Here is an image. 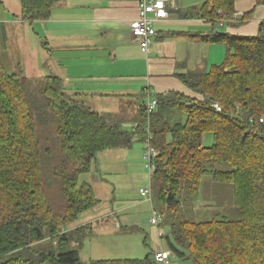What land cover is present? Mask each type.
Here are the masks:
<instances>
[{
  "label": "trees",
  "instance_id": "trees-1",
  "mask_svg": "<svg viewBox=\"0 0 264 264\" xmlns=\"http://www.w3.org/2000/svg\"><path fill=\"white\" fill-rule=\"evenodd\" d=\"M60 1L19 0V20L47 21ZM237 1L207 0L184 16L196 13L214 25L233 15ZM253 1L264 6V0ZM259 26L256 36L200 37L226 48L222 63L208 72L178 76L200 98L180 93L155 98L148 125L157 151L150 188L160 226L170 232L167 247L179 260L264 264V21ZM140 108L137 127L126 130L113 115L97 113L67 94L59 77L8 73L0 61V264H156L150 254L82 263L78 251L91 227L67 228L99 203L92 187L79 182L95 167L96 155L130 149L136 138L145 143L144 102ZM175 114L180 119L173 121ZM50 127L57 155L42 143ZM205 135L212 139L207 147ZM223 165L228 170L218 169ZM203 177L231 186L237 220L194 221L183 215L184 194L197 195ZM54 182L63 201L59 212L46 192Z\"/></svg>",
  "mask_w": 264,
  "mask_h": 264
},
{
  "label": "crops",
  "instance_id": "crops-1",
  "mask_svg": "<svg viewBox=\"0 0 264 264\" xmlns=\"http://www.w3.org/2000/svg\"><path fill=\"white\" fill-rule=\"evenodd\" d=\"M206 1L176 0V10L154 24L156 34L147 53L141 52L131 36L138 18V0H62L53 6L47 21L32 24L19 20L17 0V7L7 10L13 18L1 16L0 25L8 26L9 36V25L14 33L19 27L23 34L29 30L41 45L37 77L50 74L59 77L67 94L97 113L113 115L124 129L132 130L141 119L140 106L147 94L152 98L168 93L200 98L178 76L208 72L222 63L226 52L224 45L207 43L200 37L216 33L258 35L259 25L264 21V6L253 0H239L222 27L196 13L184 16ZM0 41L3 54L7 48L1 38ZM174 116L173 121L180 119L177 114ZM154 202L153 199L155 206ZM123 211L125 208L88 217L68 230L112 219L114 228L122 233L135 231L116 221L117 214Z\"/></svg>",
  "mask_w": 264,
  "mask_h": 264
},
{
  "label": "rangeland",
  "instance_id": "rangeland-1",
  "mask_svg": "<svg viewBox=\"0 0 264 264\" xmlns=\"http://www.w3.org/2000/svg\"><path fill=\"white\" fill-rule=\"evenodd\" d=\"M17 5V0H0V18L6 15L8 18H13L10 15L11 11L8 13L7 10H13V7H17ZM3 6L6 11H4ZM7 28L8 26L5 25L4 30L0 31V38L3 39L7 48L3 54L0 53V61L3 67L8 73L20 70L26 77L37 78L39 73L36 72L40 62L39 47L41 45L37 44V40L33 34H29V30L23 34L19 27L18 33H14L13 28L9 25L11 35L9 36ZM41 68H43L42 63ZM53 134L54 129L50 127V130H46L43 134L42 143L44 146H49L53 154L57 155L58 150ZM47 135H49V140L45 142L44 138ZM202 143L205 147L210 146L212 144L211 137L205 135ZM145 153L146 144L136 138V142L130 149L109 150L97 154L95 167L89 174L80 177V183L90 184L99 203L80 215L67 228L79 225L88 217L94 218L100 213L125 208V211L117 214L116 221L122 224L124 228L135 229V231L122 233L114 228L112 219L94 223L91 227L90 236L83 242L78 251L79 260L82 263L97 260L143 259L147 254H151L150 256L153 258V251L159 247L169 251L166 244V237L171 240L168 227L164 225L159 227L164 234V237L159 239L157 228L150 225L149 222L152 206L139 194L140 189L150 187V175L146 168L147 162L143 159ZM218 169L226 171L228 167L223 165L219 166ZM99 183L102 184L100 188L98 187ZM58 186L54 182L46 188L48 200L56 212H59L63 206ZM232 192L229 184L215 183L210 177H203L197 195L188 196L187 193L184 194L182 213L186 218L194 221L223 217L232 221L237 220L240 213L233 204ZM154 204L153 207L157 210L156 201ZM48 243L44 241L42 244L47 245ZM183 263L187 262H182L174 256L169 261V264ZM188 263L193 264V262Z\"/></svg>",
  "mask_w": 264,
  "mask_h": 264
},
{
  "label": "built area",
  "instance_id": "built-area-1",
  "mask_svg": "<svg viewBox=\"0 0 264 264\" xmlns=\"http://www.w3.org/2000/svg\"><path fill=\"white\" fill-rule=\"evenodd\" d=\"M176 0H138V18L131 30V36L135 41H137L141 52L147 53L148 49L153 43V38L155 37L154 24L162 19H167L171 11L176 10L175 6ZM219 17H223L221 11L217 12ZM224 19L217 22L218 27L223 26ZM157 101L155 98H152L151 95L147 94L144 99V110L147 117L146 131L147 139L146 144V153L143 156V159L147 162L146 168L148 169L149 175L154 172V160L157 157V151L150 145L151 136L149 133V118L156 111ZM213 108L216 112H220L221 109L217 104L213 105ZM140 196L152 206L151 211L152 215L149 220L150 225L157 228V236L159 239L164 237V234L159 229L160 223L162 222V217L158 210H156L152 205V190L151 188L140 189ZM172 255L170 251H165L162 248L153 252V260L156 264H168Z\"/></svg>",
  "mask_w": 264,
  "mask_h": 264
},
{
  "label": "water",
  "instance_id": "water-1",
  "mask_svg": "<svg viewBox=\"0 0 264 264\" xmlns=\"http://www.w3.org/2000/svg\"><path fill=\"white\" fill-rule=\"evenodd\" d=\"M38 234H39V232H38Z\"/></svg>",
  "mask_w": 264,
  "mask_h": 264
}]
</instances>
